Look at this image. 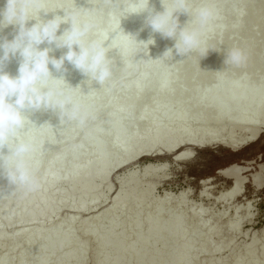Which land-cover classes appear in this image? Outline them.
<instances>
[{"label":"bare ground","instance_id":"6f19581e","mask_svg":"<svg viewBox=\"0 0 264 264\" xmlns=\"http://www.w3.org/2000/svg\"><path fill=\"white\" fill-rule=\"evenodd\" d=\"M42 1L47 2L46 0ZM156 1H158L159 7L157 10L153 11V13L162 12L164 9L161 0H150L149 8L153 4V2ZM202 2H204V0H193V4L199 3L197 4L198 6ZM210 2L213 7L218 9L220 13V19L218 21V26L214 30L207 33L204 37V40L206 41L205 47L209 49L207 55L204 56L203 53H193L187 57H180L175 55L174 53L173 59L171 57H165L162 60H155V62L145 65L147 68H145V74H140L137 78L135 77L134 81L123 82V84L121 83L118 89H113L115 82L118 81V76L111 77L104 85H101L100 87H105L106 89L108 86V89L102 91L103 94H101L102 96H106L108 99H116V101L112 100L115 106H117V104L119 103L122 104V102H130V106L126 110L127 114H134V111H139L138 114L136 113V124L127 126L126 120L121 115H115L108 118L105 121V131L101 134L99 139L89 136L88 138H85L86 136H83V139L79 138L82 139L80 140V142L83 141L87 145L94 146L98 151L92 153L91 155L86 154L85 152H80L79 154L71 153L72 163L65 172H61L60 170L52 172L50 170L51 166H58V164H60V162L66 156L65 153L61 150L54 152L48 160L47 168L43 172L42 176H39L41 177V181L43 179L53 180L64 177L70 178L71 173L77 164H84L87 166H84V168L79 171L77 175L73 176V178L71 177V179L75 181V184L70 186L67 190L57 188L53 181H50L45 185L43 191L39 192L37 195H34V197L26 200L25 202H23V200L18 201L16 199L17 203L13 202L12 205L10 204V208H7V211L4 210L6 212L1 215L2 218L5 215V221L8 222V225L19 224L23 221L32 220L35 217H39L41 219H49L53 214H56L59 209L61 210V206H63L65 202L67 204L66 200L68 198L71 197L70 199L72 200H70V203L72 204V202L74 201L73 197L76 196L79 197L75 202L78 203V205L76 206L75 204V206H73V208L71 209L76 208V210L82 213H84L85 211H90V214L91 212L92 214H96V210L105 202V197L101 198V201L92 199L91 201L86 202L85 199L80 196V194L91 189L88 187L77 186L78 181L91 175V171L89 168L95 167L96 164L101 165L103 163V165L100 167L101 172L105 175H108L111 174L112 171H116L118 169L123 170L127 168L129 165L143 157H162L164 155L165 157L172 156L173 161L177 163L186 162L189 160V158H192L193 154L191 152V149L194 150V147L205 149L209 147H215L217 145H222L233 150H238L245 147L247 144L258 140L259 137H256L258 133L256 127L263 126L262 128H264V118H262V114L264 112V0H210ZM163 4L165 8L170 7L168 0H163ZM1 5L6 6V0H0V6ZM58 5L62 7L64 6V8H62L60 12L61 17H78V20L80 22H89L93 24L94 28L91 35H94L96 32V28H98L97 26L99 23L96 18L100 16L99 13L102 14L104 10L103 8H106V6L110 7V14L109 17H107L105 23V34L109 36V39L106 41V46L108 44L110 49L108 57L112 60V69L121 68L124 69L127 74H130L132 72L134 73L137 69V65H139V62L144 55L143 51L140 54H136V48H147V45H135L131 43L129 39L123 35V33L126 35L134 36L138 42H146L149 38L154 39L155 43L149 45V48L158 45L161 41H165L167 45L165 47H161L157 52H155V59L161 58L166 49L172 48L169 45H174L173 40H168V38L163 39L158 35V33L150 35V26L148 25L146 26L145 31L142 34H135L134 30L137 29L140 23L143 21L146 22L148 13L144 12L141 14L127 15L128 20L122 22L121 20L125 19L124 17H126L125 12L121 10L123 7V0H115L113 2H109L108 0H49L46 3L43 12L40 13L39 16L42 19L44 18V20L45 18L48 19V9L51 11V9L53 10L54 7H57ZM193 15L194 13H190V16ZM186 22H181L180 25L183 26ZM26 26H28V24ZM69 27L70 25H67L64 31ZM4 28L0 29V33L2 30H4ZM17 32L18 31H16V33ZM105 34L100 39H103ZM123 39H127V41H124ZM46 47L52 49V51L49 53L50 57H52L57 52H60L62 55H64V53L67 51L66 48L57 49L54 44L50 46H43V48ZM233 47H239L240 49H242L247 57L246 63L242 67L237 68L224 64L225 52ZM131 55H134V59L132 60L133 62L131 61L132 63H128V60L130 59V57H132ZM21 59L22 58L19 55H16L14 57H10L9 60L5 63L4 69H11L9 70L10 72H7L10 76L14 77L12 73L16 70L15 68L19 67ZM69 67L70 69L67 71H71V69H73L72 65H70ZM112 71H114V69ZM53 72L56 77V74L58 72L56 70H54ZM233 75V79H235L234 84L223 86L221 85V82H225L226 80L231 79ZM66 83L68 85H72L73 88L79 87L76 90H79L82 87L85 88V86H99L95 82L88 81V78L82 74L70 80L67 79ZM238 87H240L242 90H244L245 88L247 90H244V92L239 91V93L234 92L232 93L233 96L241 97L242 95L246 94L243 97L245 98V103H252V105L253 103H263V106L258 111V113H256V111L253 109L255 107V104L252 108L244 109V111L239 110L242 109L241 104L240 106H238L239 109H236V106L233 107V105H229L228 109H222L221 107L217 106L216 102L218 103L219 101L227 103L230 98L228 92L233 91ZM256 88L262 90V92H260L261 94H259L262 96L258 98H256L254 94V89ZM76 90L75 92H78ZM98 94L100 93L98 92ZM203 94H208L209 96L206 100L203 101L202 105L201 103L197 102V97H200ZM97 96L99 95H95L94 92V95L90 96L89 100L93 102ZM154 102L155 104L151 106V104ZM142 103H145V105L149 107L151 106V110L147 111V106V110H137L136 107H138V105ZM172 103L175 104L177 110L183 111L179 114L177 122H175L172 130L181 131L188 128L191 124V117L189 120L188 113L197 112L198 113L196 117H198H195L196 119L194 118V123L191 125L196 126L198 130L196 132V135H194L193 137H190L186 140H181L179 142H173L169 146V148H167V150L164 148L163 151H153L155 152L153 153L152 148L154 146L152 145L162 135L163 128H160L156 133L153 134L147 133L148 131L144 133L140 132L138 134V132H134L136 131L135 128L137 129L136 125L141 122H145L147 126L157 123L160 118L159 113L161 111L167 112V109L172 105ZM109 107H112L109 105V103L100 106L98 111L93 116V120H90V125L92 124V127H95L99 124H104L101 113ZM85 111L88 112L89 110L85 109ZM49 113H47L45 116H43V114V117L37 120L36 125L38 127L44 124V122L49 118H51L53 113ZM170 114L171 113L167 112V115ZM234 125H243V127L237 128ZM125 127L128 128L130 133H136L135 137L137 136L136 138H138L139 141L144 137V139L147 141V149L142 154L139 153L138 149H135V151L129 154V138L123 140L114 138L110 144L111 151H117V148L119 147L121 150V157L117 161H115V163H110V157L103 156L100 152L104 148L103 140L107 132H118ZM203 128H207L209 130L215 128H225L227 129V131L226 134L223 135L220 139H218L217 137H213L212 134L208 133V142H202L201 138L203 135ZM40 129L41 128L32 129L29 135L34 139L39 134ZM79 131L80 130L75 131L74 136H78ZM49 133H47L46 136L43 137L39 146L46 144L50 138V135H55L56 142L54 143V147L52 148L53 150H55L61 144H65L63 143L64 141L66 142V140H68L70 133L69 124L53 127V129L51 128L49 130ZM82 134L83 133H81V135ZM137 147L139 146L136 145L135 148ZM4 151L6 153L7 150ZM139 156L140 158H138ZM38 159H40L39 155ZM79 165H77L76 167H78ZM160 166L162 165L159 163L156 164L153 162H149L145 164L141 169L144 174L147 175ZM219 173L230 181V184L227 186V194L229 198L238 197V195L240 194L243 195V193H245L243 191V187L246 183H250L255 192H258L263 188L264 169L262 165H258L257 163L254 164L251 162L247 165L233 164L229 167L219 170ZM132 187L134 186H132L131 184H127L124 189H129ZM54 191L59 193V195L61 196V200L59 202H56V205L50 202L46 208L39 207V204L43 203L46 200V193ZM109 191L110 188L108 187L106 192L108 193ZM18 193L19 192H17L16 194L19 197ZM11 196H13V193H9L5 190H0V203L6 198L11 199ZM111 197L112 200L109 201L111 202V205L109 208H107L106 211H103L102 213L97 210L100 214L97 212V215L94 214L95 216H90L88 213L89 219H86V221L82 220L81 224L83 223L82 225L84 226L89 224L90 222H97V220L101 219L102 216H112L120 209L121 206L125 204L127 194L121 191ZM19 202H21V206L18 205ZM12 207L16 208L13 209ZM140 208L141 202L139 200H136L133 204H130L128 206L125 214L129 215L130 217H134L138 214ZM145 210L147 211V216L143 221L149 222L151 214H153L157 210V207L152 203L149 206L145 207ZM162 210L163 209H161V215H163ZM86 213L87 212H85L84 214L87 215ZM111 224L112 228H108L98 235V251L110 244L121 245L125 243L128 248H131V245L133 244L144 246L152 239H155V243L151 254L146 255L145 253L141 252V249L130 252L116 250L104 259V264H127L131 260L135 259L139 260L141 264H154L159 257L158 250L163 245V241L161 240L162 236L169 234L174 241L179 239L182 231L190 226V220L188 219L184 222L174 220L170 224H164L160 219H158L149 225L147 231L144 234L138 236H134L133 234V231L140 227V225L138 224L130 226L127 231L121 236H115L114 234V220L111 222ZM94 230H97L96 226H94ZM1 232L0 237H3ZM74 236L75 235L72 232H69L67 234L56 232L50 236H45L42 240H40V242L38 241L37 244L33 243V249L42 250L50 239L53 238L54 240V246L52 250L44 254L41 259L39 258L35 264H47L51 259L55 257L56 254H58L59 245L64 241L72 240ZM26 242L28 243V241ZM208 243L209 239L203 241H186L182 251L175 256L167 258L163 264H198L193 258H186L184 253L186 249L189 248L199 251L204 250ZM171 246H173V243L171 244ZM86 250L87 248H85L84 246H79L77 249H68L67 251L62 253V259L67 263L72 259H76L77 257L84 258L86 257ZM250 251L251 250H248L237 259H234L231 264H264V245L262 246L260 252ZM27 254L28 248L23 249V251L18 254L19 258L17 262L22 261V259H24ZM261 260H263L262 263H259Z\"/></svg>","mask_w":264,"mask_h":264},{"label":"rangeland","instance_id":"374dc122","mask_svg":"<svg viewBox=\"0 0 264 264\" xmlns=\"http://www.w3.org/2000/svg\"><path fill=\"white\" fill-rule=\"evenodd\" d=\"M46 1L48 2L49 0ZM108 1L113 2L115 0ZM42 2L43 3L40 4L39 9L33 11V16H36L37 11H41L40 13L43 12L47 2ZM197 4L194 3L193 7H197ZM5 7V5H1L0 11L5 9ZM158 7V1L153 2V4L150 6L153 11L157 10ZM62 8H64V6L62 7L58 5L57 7H54L53 10L51 9V11L48 9V19L45 18L44 20V18L42 19L40 16L39 18L40 20L46 22V20H51L56 15L61 16L60 12ZM103 9L104 13H99L100 16L96 18L99 24L97 26L98 28H96V32L94 31L95 34L93 33L94 35H92L93 38H101L105 34V23L107 17H109L110 14V7L106 6V8ZM126 17H124L125 19H122L121 21L124 22L128 20V17ZM69 18L73 17H65L66 20ZM75 18H77L78 20V17ZM178 19L179 23H183L189 20V17L186 14L181 13L178 14ZM35 22V20L28 21L27 27H31ZM63 25L64 24L60 26L61 29L59 28V32H57V35H61L66 26L69 24L65 23V25ZM146 26L147 23L145 21L141 22L137 29L134 30V33L137 35L142 34L145 31ZM4 27H6L7 30ZM4 27H0V29L4 28V30H6L1 31L0 41H2L3 39H7L10 41L17 34L16 31H18V26L6 25ZM149 34H155L151 28L149 30ZM158 35L161 36L159 33ZM162 38L165 39L164 37ZM123 40L127 41V39ZM47 45L50 46L45 42L44 44H41L39 48H43V46ZM166 45L167 44L165 43V41H161L158 45L151 48L148 47V49L136 48V54H140L142 53V51L144 53L139 62V65H137V69L134 73H130V75L127 74L124 69L113 68L114 71L112 77H119L118 81L115 82L113 89H118L121 83L123 84V82L134 81L135 77L137 78L140 74H145L147 69L145 65L155 62L153 61L155 60V52H157L161 47H165ZM169 46L173 47V44ZM61 56L62 54L60 52H57L52 57L58 59ZM131 56L132 57H130L128 63L134 59V55ZM69 66L70 64L65 61L64 68L66 70H69ZM15 69L16 70L12 73L14 77L18 74V68ZM49 69L52 72L53 77H55V75L53 74V71L55 69H53L51 65H49ZM3 70L5 72H10L9 70L11 69ZM80 74L81 73L78 70L73 68L71 69V71L58 72L56 74V77L59 78L63 75L65 78V82H67V79L70 80ZM233 78L234 75L231 79L228 78L229 80L221 82V85L223 86L234 84L235 79ZM68 86L73 88L72 85ZM81 89L82 90H76L78 92L74 91L72 94L74 98L81 104L84 110H89V117L83 125H79L76 123L69 124V138L68 140H66V142H63L65 144H61L62 146L60 145L55 150L52 149L54 147V143L56 142L55 135H50L47 143L41 145L42 152L39 154L41 166L37 173L38 176H42L43 172L47 168L48 160L50 159L52 154L54 152H57L58 150L64 152L66 156L60 162V164H58V166L53 165L50 167V170L52 172H55L57 170L65 172L72 163L71 153L79 154L80 152H85L86 154L91 155L92 153L98 151L94 146L87 145L83 141L80 142V140L83 139V136H86L85 138H88L89 136L99 139L101 134L105 131V121L111 116L121 115L126 120L127 126L136 124V113L138 114L139 111H134V114H127L126 112L128 107L130 106V102H122V104L119 103L117 104V106H115L112 100L116 101V99L111 100L104 95L102 96V91L106 89L105 87L85 86V88L82 87ZM81 91L86 95H81ZM94 92L95 95L97 94L99 96H97L94 101L91 102L89 99L90 96L94 95ZM98 92L100 94H98ZM103 103H109V105L112 107L107 108L101 113L104 124H99L95 127H92V124L90 125V120H93V116L98 111L100 106L104 105ZM154 104L155 102L152 103L151 106H153ZM146 106L147 105H145V103H142L139 104L136 108L140 111L141 109L147 110ZM147 107V111L151 110L149 106ZM44 112L45 111L28 113V115L29 118L36 123L39 118H42L47 113H49V111H46L47 113ZM167 112L171 114L167 115ZM167 112L161 111L159 113V121L157 123H154L153 125L147 126L145 122H141L136 125L137 129L135 128L136 131L134 132H138V134L140 132L144 133L146 131H148L147 133L153 134L156 133L160 128H163L162 135L152 145L154 146L152 148V152L163 151L164 148L167 150V148H169V146L173 142H179L181 140L189 139L190 137L196 135V132L198 130L196 126L191 125L198 117H196L198 112L188 113V119L190 120L191 117L192 120H190L191 124L188 128L181 131L172 130V128L174 127L175 122H177L179 114L183 111L177 110L175 104L172 103V105L167 109ZM52 113L53 112L50 111L49 114ZM262 118H264V112L262 114ZM45 122H48L52 127L64 125H60L58 116L55 113H53L51 118H49ZM50 129L51 128L47 126L40 129L39 134L34 138L38 146L40 145L43 137L46 136L47 133H49ZM77 130H80L78 132L79 134L78 136H74V132ZM226 131L227 129L225 128H215L212 130L203 128L201 141L208 142V133L212 134L213 137H217L218 139H220L223 135L226 134ZM81 133H83L84 135H81ZM135 134L136 133H130L127 127L118 132H107L103 140L104 148L100 151L101 154L103 156L110 157V163H115V161H117L121 157V150L119 147L117 148V151H111L110 144L114 138L118 140L129 138V154L135 151V149H138L139 153L141 154L144 153L147 149V141L144 139V137L139 141V139L136 138L137 136L135 137ZM136 145H138L139 147L135 148ZM191 152L193 156L191 159L187 157L189 158V160L186 162L177 163L173 161L172 156L165 157L164 155L162 157L155 158L143 157L129 165L127 168L123 170L118 169L116 171H112L111 174L108 175H105L101 172L100 167L103 165V163L101 165L96 164L95 167L89 168L91 171V175L78 181L77 186L88 187L91 189L80 194V196L85 199L86 202H89L92 199L101 201V198L105 197V202L99 207L100 209H97L99 212L103 213V211H106L107 208L110 207L111 202L109 201L112 200L111 196H113L114 194L116 195V193L122 191L127 194V197L125 204L121 206L115 214L110 217L102 216L101 219L97 220V222H90L91 224L89 223L84 226L82 225L83 223L81 224L82 220H88L89 215H97L98 211L96 210V214H92V212L90 214V211H85L87 212V215H85V212L82 213L76 210V208L71 209L73 208V206H75V204L76 206L78 205V203H75L77 198H79L77 196L73 197L74 204L72 201V204L70 203V200H72L70 199L71 197L68 198L66 200L67 204L65 202V204L61 206L62 208L60 207L61 210L59 209L60 211L58 210L57 213L53 214L49 219H41L39 217H35L32 220L23 221L19 224L8 225V222L5 221V215L3 216V218L1 215L7 211V208H10V204L12 205L13 202L17 203V200H23V202H25L26 200L34 197V195H37L39 192L43 191L45 185L50 181H53L57 188L67 190L70 186L75 184V181H73L71 177L73 178V176L77 175V173L87 165L77 164L79 166L76 167V165L74 167L70 178L64 177L53 180L43 179L41 181L42 186L40 190L33 193H26L23 190L8 189L6 180L0 179V187L3 186L2 188H0V190H5L9 193H13L11 199L9 198L10 201L8 198H6L0 203V232L2 231L1 233L3 235V237H0V263L35 264L39 258L41 259L44 254L52 250L54 246V240L53 238L50 239L42 250L33 249V245L37 244L38 241L40 242V240H42L45 236H50L56 232L62 234L72 232L75 236L72 240L62 242L59 245L58 254H56L55 257L51 259L47 264H104V259L116 250L130 252L141 249V252L145 253L146 255L151 254L152 249L154 248L155 239L150 240L144 246L133 244L131 245V248H128L125 243L121 245L110 244L98 251V235L108 228H112L111 222L113 220L115 222V226L113 227L115 236L123 235L130 226H134L137 224L140 225V227L135 229L133 231V234L134 236L142 235L147 231L149 225L158 219H160L164 224H170L174 220L180 222H184L188 219L190 220V226L182 231L179 239L174 241L169 234L162 236L161 240L163 241V245L158 250L159 257L154 264H163L167 258L180 253L185 246V242L189 240L203 241L209 239V243L204 250L199 251L189 248L186 249L184 253L186 258H193L198 264H231L234 259H237L248 250H251L252 252H260L262 246L264 245V184L263 188L260 191L255 192L251 184L246 183L243 187V191L245 192L243 193V195L240 194L238 195V197L229 198L227 194V186L230 184V181L223 177L219 173V170H222L233 164L247 165L252 162L254 164L257 163L258 165H264V133H262L259 136L258 140H256L255 142H251L245 147L238 150H231L226 146L217 145L215 147H209L205 149H191ZM149 162H153L156 164L159 163L162 166L145 175L141 168H143V166ZM127 184H131L134 187L124 189ZM108 187L110 188V191L107 193L106 190L108 189ZM17 192H19V197L16 194ZM60 200L61 196L58 192H49L46 193V200L43 203L39 204V207L46 208L50 202L56 205V202H59ZM136 200H139L141 202V208L136 216L130 217L129 215L125 214L126 209ZM152 203L156 205L157 210L153 214H151L149 222H144L143 220L147 216L145 207L149 206ZM20 204L21 202L18 203V205ZM161 209H163V215H161ZM94 226H96L97 228L96 231L94 230ZM11 238L12 240L14 238V240L12 241ZM21 241L24 243H22ZM26 241H28V243ZM172 243L173 246H171ZM79 246H84L85 248H87L86 257H77L76 259H72L67 263L64 262V260L62 259V253L67 251L68 249H77ZM25 248H28L27 256L22 259V261L17 262L19 258L18 254H20L21 251H23V249ZM262 261L263 260H261L259 263H262ZM127 264H141V262L135 259L131 260Z\"/></svg>","mask_w":264,"mask_h":264},{"label":"clouds","instance_id":"9594fccd","mask_svg":"<svg viewBox=\"0 0 264 264\" xmlns=\"http://www.w3.org/2000/svg\"><path fill=\"white\" fill-rule=\"evenodd\" d=\"M41 3L42 0H6L5 9L0 11V27L18 26L13 39L0 41V179L6 180L8 189L26 193L37 192L42 186L37 175L42 146H38L29 133L32 129L45 126L53 129L48 122L38 127L28 113L52 111L58 116L60 125H83L89 117L72 94L79 87L68 86L63 75L53 77L49 65L57 72H66L64 64L67 61L88 81L99 86L104 85L113 74L112 60L108 57L110 49L108 44L106 46L107 34L103 39L93 38L94 25L76 18L66 20L65 16H55L42 21L38 15L41 11H37L36 16L32 15ZM149 3L150 0H123L121 10L125 16L147 12L146 23L152 31L174 41L173 47L166 49L162 57L155 60L173 59L174 53L180 57L193 53L207 55L209 49L205 47L204 37L218 26L220 19L218 9L212 6L210 0H204L198 7H193V0H168L170 8H165L161 0L164 10L156 13L149 8ZM181 13L190 18L183 26L178 19ZM190 13L194 15L190 16ZM31 20L36 22L27 27V22ZM65 23L70 27L57 35L60 26ZM123 35L135 45H147V49L155 43L152 38L138 42L132 35ZM45 42L67 51L58 59L50 57L51 48H39ZM17 54L22 59L18 74L13 77L3 69L9 58ZM246 60L244 51L239 47L225 52V65L239 68ZM81 95L86 94L81 91Z\"/></svg>","mask_w":264,"mask_h":264},{"label":"water","instance_id":"95a60500","mask_svg":"<svg viewBox=\"0 0 264 264\" xmlns=\"http://www.w3.org/2000/svg\"><path fill=\"white\" fill-rule=\"evenodd\" d=\"M244 90H247V89L245 88ZM244 90H242L240 87H238L235 90L228 92V95H230L229 101L227 103L226 102H220V101L218 103L216 102L217 106L221 107L222 109H228L229 105H233V107L236 106V109H237L238 106H240V104H241L242 105V109H239V108L238 109L241 110V111H244V109L252 108L254 106V104H255V107L253 109L256 111V113H258V111L263 106L262 105L263 103H261V102H259L258 104L253 103V105H252V103H245L244 102L245 98H243V97L246 94L242 95L241 97H235V96L232 95V93H234V92H238L239 93V91L240 92L241 91L244 92ZM254 91H255L254 94H255L256 98L262 96V95H259V94H261L260 92H262L261 89L256 88V89H254ZM208 96H209L208 94H203L200 97H197V102L201 103L203 105V101L206 100L208 98ZM234 126L237 127V128L243 127V125H234ZM256 129H257V132H258L256 137H259L262 133H264V128L256 127ZM194 149H201V148L194 147ZM231 150H233V149H231ZM138 158H140V156ZM148 158H155V157H148ZM262 167L264 169V165H262Z\"/></svg>","mask_w":264,"mask_h":264}]
</instances>
